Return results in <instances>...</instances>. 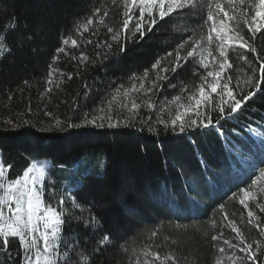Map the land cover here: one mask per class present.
Listing matches in <instances>:
<instances>
[{
    "label": "trees",
    "instance_id": "trees-1",
    "mask_svg": "<svg viewBox=\"0 0 264 264\" xmlns=\"http://www.w3.org/2000/svg\"><path fill=\"white\" fill-rule=\"evenodd\" d=\"M223 1L133 29L125 0H0L1 164L17 179L50 161L44 201L69 207L54 264H264V197L240 201L264 172V25H243L245 1L197 120L163 107L196 83ZM31 252L0 231V264Z\"/></svg>",
    "mask_w": 264,
    "mask_h": 264
},
{
    "label": "rangeland",
    "instance_id": "rangeland-1",
    "mask_svg": "<svg viewBox=\"0 0 264 264\" xmlns=\"http://www.w3.org/2000/svg\"><path fill=\"white\" fill-rule=\"evenodd\" d=\"M191 0H125L127 15L132 28L139 29L153 15L163 17ZM244 20L251 31L264 25V0H243ZM233 0L220 2L213 10L210 35L204 42L195 45L193 54L197 57L196 83L175 94L163 107L170 113L171 125H187L195 122L204 110L208 96L216 93L229 66L228 50L232 45V30L239 23L234 14ZM191 53V54H192ZM124 101L131 102L127 93ZM134 105V104H133ZM47 159L33 160L24 174L9 179L0 157V231L17 234L25 246L32 248L27 264H54L57 256L61 223L69 215V207L61 202L58 211L44 201V180L50 168ZM92 171L96 169L92 168ZM81 178L77 181L80 183ZM64 183L73 185L70 181ZM251 190L240 195V201L247 203L256 195L264 197V172L257 176ZM251 213V212H250Z\"/></svg>",
    "mask_w": 264,
    "mask_h": 264
}]
</instances>
